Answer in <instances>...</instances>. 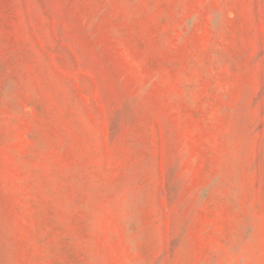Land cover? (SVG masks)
Returning <instances> with one entry per match:
<instances>
[{
  "label": "rangeland",
  "instance_id": "1",
  "mask_svg": "<svg viewBox=\"0 0 264 264\" xmlns=\"http://www.w3.org/2000/svg\"><path fill=\"white\" fill-rule=\"evenodd\" d=\"M0 264H264V0H0Z\"/></svg>",
  "mask_w": 264,
  "mask_h": 264
}]
</instances>
